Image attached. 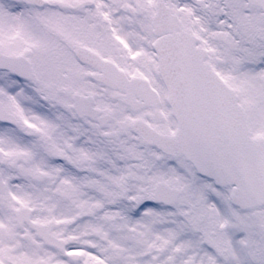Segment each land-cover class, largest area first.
Masks as SVG:
<instances>
[{
    "label": "snow or ice",
    "instance_id": "obj_1",
    "mask_svg": "<svg viewBox=\"0 0 264 264\" xmlns=\"http://www.w3.org/2000/svg\"><path fill=\"white\" fill-rule=\"evenodd\" d=\"M0 264H264V0H0Z\"/></svg>",
    "mask_w": 264,
    "mask_h": 264
}]
</instances>
